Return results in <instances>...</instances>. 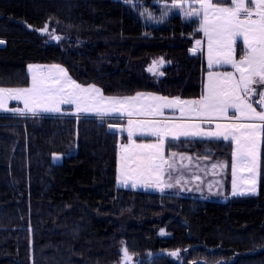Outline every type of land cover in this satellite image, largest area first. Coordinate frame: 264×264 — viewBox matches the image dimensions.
Masks as SVG:
<instances>
[{"label":"trees","instance_id":"obj_1","mask_svg":"<svg viewBox=\"0 0 264 264\" xmlns=\"http://www.w3.org/2000/svg\"><path fill=\"white\" fill-rule=\"evenodd\" d=\"M173 5L0 0V85L28 86L29 64L61 63L106 94L199 100L201 19ZM103 121L0 113V264H264V134L258 192L220 201L120 185L127 133L108 127L117 119ZM233 147L222 139L165 144L230 168Z\"/></svg>","mask_w":264,"mask_h":264},{"label":"rangeland","instance_id":"obj_2","mask_svg":"<svg viewBox=\"0 0 264 264\" xmlns=\"http://www.w3.org/2000/svg\"><path fill=\"white\" fill-rule=\"evenodd\" d=\"M230 2V0H229ZM173 9L183 13L186 17H196L201 19L200 29L204 25V10L199 3L195 0H180L176 5L171 6ZM198 13V14H194ZM201 15V16H200ZM213 13L211 10L208 12V19L212 21ZM256 17L253 16V19ZM203 32V31H202ZM200 44L196 45V52H201L205 58L207 71L204 76V85L202 97H207L211 79L214 80L217 75V71L225 70L229 68L235 70L232 64L225 63H214L209 66L208 58V37L203 32V38L199 39ZM247 50V45L243 44L242 37H237V46L233 53V58L239 60L243 51ZM223 60V56L219 57ZM31 66V67H30ZM63 69V71H61ZM30 74V84L28 86H2L0 88L6 89L7 91L0 93V113H27V114H73L80 116H90L100 118L104 120L117 119V122L125 126V132L127 133L128 120L144 122L143 127H137L135 132L137 133L128 139L126 142L121 144L120 148V161H119V182L120 185L126 187H133L138 189H152L161 192L175 193L183 196H199L205 199H215L220 201H226L230 195H236V189L233 188L230 191L232 183V175L229 172L230 165L227 160L212 158L201 155L194 152L178 151V150H167L165 144L169 135V128H167V118L175 116H181V108L185 110L186 117H200L204 113L197 114L196 112L190 111L193 107L191 105H178L173 108L164 107L163 105L167 102H171L173 98L179 97L182 101L196 100L194 97H183V96H168L156 91H141L131 95H110L106 94L103 89L96 83H83L78 81L68 70V68L61 63H31L28 66ZM161 70L158 71V74ZM216 73V74H215ZM37 74L43 81L45 87L51 88L53 91L46 94L48 98L41 99L37 102L27 93L16 92L14 90L31 88L32 76ZM75 81L81 88H74L71 86L70 81ZM89 86H95L101 90L100 94H97L95 90ZM251 87L258 88L259 86L253 84ZM63 89L61 91L60 89ZM86 89V90H85ZM140 95H137V94ZM71 94V98L76 99L80 103V108L86 111L77 109L76 104H64L59 103L62 97H68ZM251 101L253 102L258 97L252 93H248ZM101 97L105 99H101ZM167 97L168 101H163L158 98ZM125 98H127L125 100ZM135 98V99H131ZM25 100L28 101L27 105ZM109 100H125L123 108H130L133 110V115L128 116L127 112L116 113L113 111V104ZM55 102V107L59 109L56 112H44L45 107H51ZM255 104V103H254ZM255 106L264 111V107L258 104ZM115 107H121L117 104ZM12 109H20L21 111L16 112ZM97 109L109 110V115L103 117L95 115ZM165 116V117H163ZM163 117V118H162ZM121 121V122H120ZM185 121V120H184ZM187 121V120H186ZM153 123L157 127L163 128V133L166 137L164 142V148L162 155L165 156L166 160H169V164L165 163L161 165L158 172L148 174H141L134 170V165L131 161L126 163V156L131 155L132 152L140 151L136 148L137 144H149L158 143L155 135H139V133H150L153 129L150 127ZM141 138V139H140ZM133 141L135 143H133ZM124 145H128L127 148ZM166 150V151H165ZM240 156V155H239ZM64 158L62 153H55L53 160L55 162H61ZM239 159V158H238ZM237 160V158H236ZM236 164V162H234ZM215 165V166H214ZM234 168V171L236 170ZM231 193V194H230Z\"/></svg>","mask_w":264,"mask_h":264},{"label":"snow or ice","instance_id":"obj_3","mask_svg":"<svg viewBox=\"0 0 264 264\" xmlns=\"http://www.w3.org/2000/svg\"><path fill=\"white\" fill-rule=\"evenodd\" d=\"M180 0H174V3H179ZM199 3L204 10V25L202 31L208 37V63L211 66L214 63L232 64V66L239 73V79H233L232 73H225V79L223 86H218L216 81L211 79L209 83V90L207 97H201L199 100L182 101L179 97L173 98L171 102L165 103L164 107L173 108L178 105H191L193 106L190 111L197 114H211L219 112L224 114L228 108L233 107L236 111L240 112L246 119L253 121H260L261 124L250 125H238L232 124L224 127L223 131H217L215 133L202 131H182L181 135L184 136H200L205 135L214 137L216 139H222L228 141L231 138L237 145L242 142V137L251 136L255 131L264 129V111H257L253 103L264 107V0H195ZM209 10L213 13L212 21L208 19ZM198 14V13H194ZM253 16L256 18L253 19ZM45 29L38 31H46ZM237 37H242L244 45H247V50L243 51L240 59L237 61L233 58L235 47L237 46ZM4 41L0 40V44ZM197 44L201 41L197 40ZM220 56H223V60H220ZM31 67V66H30ZM63 71V69H61ZM70 81V78H69ZM70 84L74 88H81L75 81H70ZM253 84L258 85V88L251 87ZM95 90L97 94H100L101 90L95 88V86H89ZM63 91V89H60ZM86 90V89H85ZM7 91L0 88V93ZM16 92L27 93L33 97L37 102L41 99L48 98L46 94L51 93V88L45 87L44 81L37 75L32 76L31 88L14 90ZM243 92L244 95H241ZM248 93H252L258 97L252 103L247 102L246 96ZM137 95H140L139 93ZM101 99H105L101 97ZM127 98H125L126 100ZM135 99V98H131ZM163 101H168L167 97L158 98ZM125 100H109L113 104V111L116 113L127 112L128 116L133 115V110L130 108H123ZM28 101L25 100L27 105ZM59 103L64 104H76L77 109L86 111L80 108V103L76 99L71 98V94L68 97H62ZM121 105V107H115V105ZM12 111L19 112L20 109H12ZM44 112H56L59 111L55 107L53 102L51 107H45ZM95 115L103 117L109 115L107 109H97ZM185 115V110L181 108V116ZM127 137L132 139L137 133L135 129L137 127H143L144 122L128 120ZM110 129L121 127L120 125L109 124ZM153 129L150 133H139V135H155L158 143L149 144H137L136 148L140 151L133 152L131 155L126 156L125 161H131L134 165V170L144 174H152L158 172L162 164L167 163L162 150L164 148V142L166 137L162 135L163 128L157 127L155 123L150 125ZM176 127H181L176 125ZM221 126L217 125L219 129ZM172 140L179 139V136H172ZM133 143H135L133 141ZM171 143V141H169ZM125 148L128 145H124ZM234 157L236 153H233ZM215 166V165H214ZM235 168V163H233ZM235 194V193H234ZM125 254L126 250H125ZM175 255V253H173Z\"/></svg>","mask_w":264,"mask_h":264},{"label":"crops","instance_id":"obj_4","mask_svg":"<svg viewBox=\"0 0 264 264\" xmlns=\"http://www.w3.org/2000/svg\"><path fill=\"white\" fill-rule=\"evenodd\" d=\"M229 72L233 74V79H239V73L237 71L226 68L223 71L220 70L216 72L218 76H215L214 80L216 81L218 86H223L225 73ZM241 95H244L243 92H241ZM246 100L247 102L252 103L248 94L246 96ZM253 106L256 107L254 103ZM256 109L257 111H261L257 107ZM167 121H169V123L167 124V128L170 129L167 135H169L170 138H172V136H179V139H216L214 137H209L205 135L184 136L181 135L182 131H202L204 133H215L217 131H223L225 126L232 124L259 125L262 123L260 121L246 119L243 115H241L240 112L236 111V109L233 107L228 108L224 114L216 112L211 114H204L200 117L175 116L169 119L167 118ZM176 125H180L181 127H176ZM217 125H220L221 127L218 129ZM263 134L264 129H259L255 131L251 136L242 137V142L240 145H237V143L233 141V153L235 152L236 155L235 157L233 155V161L230 168V173L232 175V183L229 187L230 191H232L233 188L236 189V195L256 194L259 190ZM229 140H231V138H229ZM167 162V164H169V160ZM234 162H236L235 166H237L235 171L233 168Z\"/></svg>","mask_w":264,"mask_h":264},{"label":"water","instance_id":"obj_5","mask_svg":"<svg viewBox=\"0 0 264 264\" xmlns=\"http://www.w3.org/2000/svg\"><path fill=\"white\" fill-rule=\"evenodd\" d=\"M101 122H104L103 120H101ZM112 124H115V125H120L121 127H117V128H112L111 130H116V131H125V126L123 124H120V123H112Z\"/></svg>","mask_w":264,"mask_h":264}]
</instances>
